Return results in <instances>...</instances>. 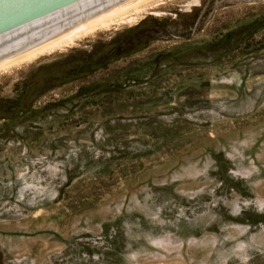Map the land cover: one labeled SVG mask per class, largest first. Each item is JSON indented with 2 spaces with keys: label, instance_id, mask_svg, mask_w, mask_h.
Here are the masks:
<instances>
[{
  "label": "rangeland",
  "instance_id": "374dc122",
  "mask_svg": "<svg viewBox=\"0 0 264 264\" xmlns=\"http://www.w3.org/2000/svg\"><path fill=\"white\" fill-rule=\"evenodd\" d=\"M0 73V264H264V0H163Z\"/></svg>",
  "mask_w": 264,
  "mask_h": 264
},
{
  "label": "water",
  "instance_id": "95a60500",
  "mask_svg": "<svg viewBox=\"0 0 264 264\" xmlns=\"http://www.w3.org/2000/svg\"><path fill=\"white\" fill-rule=\"evenodd\" d=\"M150 0H0V69Z\"/></svg>",
  "mask_w": 264,
  "mask_h": 264
},
{
  "label": "bare ground",
  "instance_id": "6f19581e",
  "mask_svg": "<svg viewBox=\"0 0 264 264\" xmlns=\"http://www.w3.org/2000/svg\"><path fill=\"white\" fill-rule=\"evenodd\" d=\"M163 0H150L144 4H141L135 8H132L128 11H125L119 15H116L110 19H107L101 23H98L92 27H89L83 31H80L74 35H71L61 41H58L42 50H39L25 58H22L10 65H7L3 68L0 69V73L2 71H5L9 68H12L18 64L24 63V62H28L31 61L41 55H44V53L48 52L49 50L55 49L57 47H61L63 45H72L74 44L75 41L88 36L90 34H92L93 32L99 30L100 28H110L114 25H119V24H127V23H133L136 22L139 18L142 17V15H144L145 13L149 12V10H153L157 7H160Z\"/></svg>",
  "mask_w": 264,
  "mask_h": 264
}]
</instances>
